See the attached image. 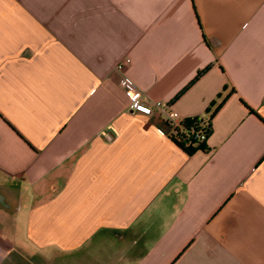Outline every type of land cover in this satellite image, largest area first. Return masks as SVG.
<instances>
[{
    "label": "crops",
    "instance_id": "1",
    "mask_svg": "<svg viewBox=\"0 0 264 264\" xmlns=\"http://www.w3.org/2000/svg\"><path fill=\"white\" fill-rule=\"evenodd\" d=\"M0 211L42 264H264V0H0Z\"/></svg>",
    "mask_w": 264,
    "mask_h": 264
},
{
    "label": "built area",
    "instance_id": "2",
    "mask_svg": "<svg viewBox=\"0 0 264 264\" xmlns=\"http://www.w3.org/2000/svg\"><path fill=\"white\" fill-rule=\"evenodd\" d=\"M129 63L130 59L127 57L116 66V70L121 76L120 85L129 98L130 110L141 112L149 116L164 114L170 127V135H173L175 129L179 126L180 121L182 120L180 114L173 109L171 101H157L154 104H149L135 81L126 73L125 68ZM204 137L205 135H202V138Z\"/></svg>",
    "mask_w": 264,
    "mask_h": 264
},
{
    "label": "trees",
    "instance_id": "3",
    "mask_svg": "<svg viewBox=\"0 0 264 264\" xmlns=\"http://www.w3.org/2000/svg\"><path fill=\"white\" fill-rule=\"evenodd\" d=\"M250 110L256 113L252 108ZM212 132V117L195 116L183 118L175 129L174 134L171 135V139L186 153L191 155L198 150L207 151L209 149L207 139ZM202 135H205V137L202 138Z\"/></svg>",
    "mask_w": 264,
    "mask_h": 264
},
{
    "label": "rangeland",
    "instance_id": "4",
    "mask_svg": "<svg viewBox=\"0 0 264 264\" xmlns=\"http://www.w3.org/2000/svg\"><path fill=\"white\" fill-rule=\"evenodd\" d=\"M2 211H0L1 214ZM4 216L5 218L1 219L0 217V228L2 231V236L3 237H8L9 234L11 235L12 233V237L14 236V238L17 237V243L13 242L11 240H3L0 243L3 245L4 247V251L2 252V254H5L4 256L6 257V262H10V261H14V262H10V264H18L20 262L21 259H23L25 256L28 255V260L31 264H42L41 260L33 257L30 251H26L22 248H20V246H18L20 243V241H24L25 242V236H24V225L21 222H19V224L17 223V226H14V228L11 229V227L13 225H11V217L14 218V215H10L9 213L4 212ZM21 256V258H20ZM52 264H57V263H52ZM60 264H74V263H67V262H63Z\"/></svg>",
    "mask_w": 264,
    "mask_h": 264
},
{
    "label": "flooded vegetation",
    "instance_id": "5",
    "mask_svg": "<svg viewBox=\"0 0 264 264\" xmlns=\"http://www.w3.org/2000/svg\"><path fill=\"white\" fill-rule=\"evenodd\" d=\"M1 250V249H0ZM0 253H1V251H0ZM3 261H5V259H3Z\"/></svg>",
    "mask_w": 264,
    "mask_h": 264
}]
</instances>
